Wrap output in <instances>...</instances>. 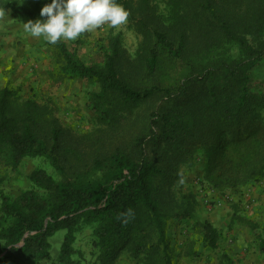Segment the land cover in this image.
Masks as SVG:
<instances>
[{
    "label": "trees",
    "instance_id": "obj_1",
    "mask_svg": "<svg viewBox=\"0 0 264 264\" xmlns=\"http://www.w3.org/2000/svg\"><path fill=\"white\" fill-rule=\"evenodd\" d=\"M50 1L0 0V10L24 24L46 19L40 10ZM156 1L117 0L143 38L134 63L125 62L120 34L102 64H86L65 41L48 44L57 78L99 87L95 110L106 128L82 139L93 157L80 154L82 143H72L48 105L0 90V164L15 172L42 159L55 171L38 168L17 195L0 176V264H117L122 256L174 264L167 221L179 218L175 208L190 216L194 204L192 194L174 200L181 170L200 166L201 186L223 193L264 182V84L251 75L264 64V0ZM199 226L203 243L218 249L220 231ZM87 232L91 258L76 247Z\"/></svg>",
    "mask_w": 264,
    "mask_h": 264
},
{
    "label": "rangeland",
    "instance_id": "obj_2",
    "mask_svg": "<svg viewBox=\"0 0 264 264\" xmlns=\"http://www.w3.org/2000/svg\"><path fill=\"white\" fill-rule=\"evenodd\" d=\"M141 0H132L135 7ZM156 1L154 4H161ZM51 2V1H50ZM9 12V11H8ZM10 13V12H9ZM8 15V13L6 14ZM3 16L1 28L14 30L13 43H16V62L6 71L0 80V90L7 88L14 100L24 103L29 100L49 107L53 116L61 122L64 132L73 144L82 143V139L105 129L101 114L95 110L94 94L99 87L87 81L60 80L57 71L60 68L57 56L42 38H33L24 29V24L17 23L8 16ZM2 37L10 36L3 34ZM122 35L123 56L125 62L134 63L139 56L143 38L131 22L112 28H101L83 34L75 41H65L70 51L76 53L86 64H102L104 51L111 36ZM13 47L7 54L14 55ZM3 63V62H2ZM4 73V71H3ZM255 84H264V64L255 67L251 73ZM255 92H262L259 87ZM125 126V124H122ZM82 156H88L92 149L83 143L79 145ZM93 156L89 155L87 159ZM38 168L55 171L42 159H26L17 171L5 169L0 164V176L4 178L2 188L11 195H17L31 186L29 177ZM181 179L174 185L175 201H181V195H193L191 215L185 216L184 209L172 210L173 216L167 221V235L170 254L174 264H227V256L234 264H264V253L260 250L264 240V182L254 187L237 191L219 192L203 188L200 184L201 167L191 172L181 170ZM189 206V205H188ZM185 216V217H184ZM211 223L220 231L218 249L207 247L200 235V224ZM255 233V234H254ZM66 232L60 231L51 239V255L57 258L65 239ZM87 233L79 236L76 247L86 258L90 257ZM135 264L124 256L117 264Z\"/></svg>",
    "mask_w": 264,
    "mask_h": 264
},
{
    "label": "clouds",
    "instance_id": "obj_3",
    "mask_svg": "<svg viewBox=\"0 0 264 264\" xmlns=\"http://www.w3.org/2000/svg\"><path fill=\"white\" fill-rule=\"evenodd\" d=\"M4 14L0 10V19ZM129 15L117 0H51L40 10V17L46 19L24 23V29L33 38L56 45L75 41L104 25L118 28L128 22Z\"/></svg>",
    "mask_w": 264,
    "mask_h": 264
},
{
    "label": "crops",
    "instance_id": "obj_4",
    "mask_svg": "<svg viewBox=\"0 0 264 264\" xmlns=\"http://www.w3.org/2000/svg\"><path fill=\"white\" fill-rule=\"evenodd\" d=\"M10 13H9V12ZM4 17L5 15L8 13V16L10 19L14 20L12 12L10 10L4 11ZM1 23V20H0ZM1 31H3V34H9L10 36H8V38H6V36L2 37V34L0 33V80H3V76L4 74H8V72L6 71L8 68L10 69L11 66H13V63L16 62V43H13V37H11L12 34H15L16 32L14 30L11 29H6V28H1ZM13 47V50L15 52L14 55H8L4 58L2 56H4V52L8 53V49H11ZM13 52V53H14ZM3 62V63H2ZM4 71V73H3Z\"/></svg>",
    "mask_w": 264,
    "mask_h": 264
}]
</instances>
